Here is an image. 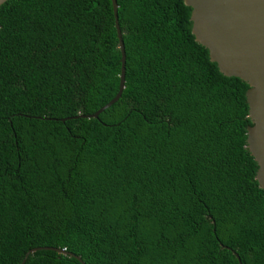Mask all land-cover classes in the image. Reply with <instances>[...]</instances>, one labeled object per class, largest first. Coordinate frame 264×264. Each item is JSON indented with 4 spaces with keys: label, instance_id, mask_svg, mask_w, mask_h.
<instances>
[{
    "label": "trees",
    "instance_id": "obj_1",
    "mask_svg": "<svg viewBox=\"0 0 264 264\" xmlns=\"http://www.w3.org/2000/svg\"><path fill=\"white\" fill-rule=\"evenodd\" d=\"M115 2L96 119L110 0L0 5V264H264L247 84L183 0Z\"/></svg>",
    "mask_w": 264,
    "mask_h": 264
},
{
    "label": "water",
    "instance_id": "obj_2",
    "mask_svg": "<svg viewBox=\"0 0 264 264\" xmlns=\"http://www.w3.org/2000/svg\"><path fill=\"white\" fill-rule=\"evenodd\" d=\"M6 1L0 0V5ZM110 3L120 52L118 91L92 115L84 116L86 119H96L117 101L123 89L124 51L117 24V5L115 0ZM183 3L190 8L191 34L207 50L209 60L223 76L238 78L248 86L245 102L251 126L246 128L245 148L257 165L254 179L264 190V0H183ZM39 250L66 255L58 249L35 248L26 253L20 264L28 254ZM231 253L240 264L237 255ZM70 256L83 264L78 257Z\"/></svg>",
    "mask_w": 264,
    "mask_h": 264
}]
</instances>
